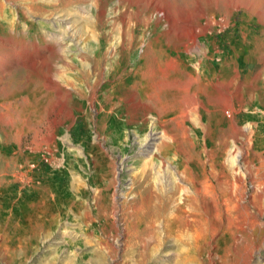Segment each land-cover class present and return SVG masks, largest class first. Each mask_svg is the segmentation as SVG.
Returning a JSON list of instances; mask_svg holds the SVG:
<instances>
[{
  "label": "rangeland",
  "instance_id": "1",
  "mask_svg": "<svg viewBox=\"0 0 264 264\" xmlns=\"http://www.w3.org/2000/svg\"><path fill=\"white\" fill-rule=\"evenodd\" d=\"M0 7V45L19 50L24 44L28 60L36 44L40 48L35 55L40 67L16 71L27 59L11 60L0 75H6L10 83L1 84L0 90L4 85L13 100L22 95L20 89L31 101L42 93L44 122L50 74L55 70L65 74L64 78L71 77L74 59L104 57L99 93L107 90L116 99L133 90L139 93L143 78L136 71L126 73L146 64L138 60L148 47L134 46L125 53L104 46L108 41H122L125 31L134 30L128 39L135 45L143 35L146 42L172 43L195 38V27V39L211 45L212 57L203 60L202 69L203 74L212 73L216 88L231 78V89H252L264 70V0H1ZM97 41L102 46L99 51L93 47ZM107 63L118 65L112 77L107 75ZM91 69L94 84L98 76L94 66ZM62 85L73 94L66 83ZM66 98L69 110L81 116L77 122L63 118L52 153L46 130L35 145L34 134L21 139L18 129L23 123L17 115L13 127L0 125V264H264V97L259 102H252L246 94L242 101L236 95L232 98L231 108L239 112L235 121L248 123L254 130L240 138V149L233 151L238 162L228 171L214 168L209 157L217 156L215 143L222 135L237 132L232 126L223 128L216 113L205 114V128L198 133L204 162L191 164L189 172L203 193L192 210L195 230L186 233L184 242L178 233L168 236L165 219L154 213L156 204L150 192L130 190L140 165L153 156L149 146L138 149L134 133L138 122H127L132 111L124 109L121 121L125 124L114 128L97 110ZM219 106L209 108L222 109ZM32 111L30 103L25 115ZM166 127L184 138L178 125ZM114 130L128 135L131 145L124 158L116 146L118 135L111 136ZM184 153L187 159L196 155L187 146ZM206 171L215 195L207 192ZM183 186L193 194L192 186ZM172 210L176 226H184L187 216Z\"/></svg>",
  "mask_w": 264,
  "mask_h": 264
},
{
  "label": "bare ground",
  "instance_id": "2",
  "mask_svg": "<svg viewBox=\"0 0 264 264\" xmlns=\"http://www.w3.org/2000/svg\"><path fill=\"white\" fill-rule=\"evenodd\" d=\"M235 7H237V5ZM0 9L2 10V7H0ZM194 28L195 27H193L192 34L195 33V38L197 39L198 35H196ZM133 35L134 30L129 33L125 31L122 41H108L104 46L108 50L113 49L116 51H121V49H123V52L125 53L129 52L134 46L138 47V49L148 47V52L140 54L138 60L141 61L144 59L146 60V64L138 70H131L126 73V75H130L136 71L137 76L143 78L142 87L138 90V94H136L135 90H133L130 91L129 94L126 93L127 97L116 99L112 94H107V90L99 93L98 90L103 84V79L101 80L99 76L101 75L100 72L104 69L101 68V66L105 59L104 57L95 58L84 56L82 58L72 60L71 67L73 68V74H71V77L69 78H64L65 74L62 75L61 71V73H59L57 71L55 72V70H52L47 86L48 116L45 119L46 123L44 122L43 116H40L42 111V93L35 95L34 100L31 101V97L27 99L23 95V93H26V91L20 89L18 92H20L22 95L16 96V98L13 100V98L10 97V93H5L6 87L3 85V88L0 90V125L3 126V129L13 127L16 124L17 115V117H19L23 123L22 127L18 129L21 139H27L31 134H34L35 137L33 144L35 145L38 144L41 134L44 132V130H46L47 139L50 142L52 153L54 152L53 147L56 145L55 140L57 139L59 128L63 124V118L68 116L72 118L74 122H77L79 116H81L79 111H73L71 109L69 110L70 107L65 101V95L75 102H80L82 108L97 110L102 115V118H104L105 122L109 125H113L114 128L116 127L115 124H125L124 121H121L123 118L122 113L124 109L127 108L128 110L132 111L130 114V120L127 122H138V127L134 130L138 149L139 151H142V149L149 146L153 156L148 161L140 165L141 172L139 175L135 176L132 183V188L130 190L133 192L134 188H142V190L150 192V196L154 198V202L156 204L154 213L157 216L165 219L164 226L168 236L175 232L180 234V239L183 240L191 231L195 230L196 219L194 218L192 210L194 211V206H196L199 201L198 198L203 193L194 178L195 176L189 174V172L192 171V169H190L191 164H200L201 162H204L200 158L203 154V147L201 145L202 143L200 144L198 141V133L205 128V114L212 115L216 113L217 119L221 123V126L223 125V128L232 126L234 131L237 132L234 136L222 135L219 141L215 143L218 148L217 156L209 157L213 161L214 168L220 167L221 169L228 171L229 169L234 168L238 162L237 156H234L235 154L233 151L235 149H240V138L243 137L244 133L250 134V132L254 130V126L249 125L248 123L239 124L235 121L237 113L239 112L231 108L230 103L234 95H236L237 101H242L244 99V94H246L248 99L250 98L252 102H259L264 97V81L261 80L264 79V70L260 75H258V77L255 78L252 89H231L230 85H232V83L229 81L231 78L226 80V84H220L222 88H216L217 86H214L212 73L209 71L208 74H203L202 69V65L204 63L203 60L205 58L208 60L211 56L212 51L210 44L203 43L201 41L199 42L194 37L190 41L180 40L172 43H163L159 41L146 42L145 36L143 35L142 38H139L136 41L135 45L133 40L130 41L128 39V37L132 39ZM23 46L18 50V48L14 49L11 48V46L8 47L0 45V75L6 72V68L9 67V62L11 60H14L15 58L18 59L20 57L27 59L26 49ZM93 47L96 51H99L102 48V46L99 44V41L95 42ZM39 49V45L36 44L33 53L30 55L31 58H29V60H25L22 62V64H19L20 67H18L16 71H20L25 68L37 70L40 66L38 65L39 61L35 55ZM66 49H68V47ZM120 53L121 52H118V54ZM158 60H164V62H159ZM93 62L95 65H93ZM105 65L104 67L106 68L107 75L112 77L117 72L118 65L116 63H107ZM92 66H94V73L96 76L99 75L97 78H95L97 80L94 84L91 83V77L94 75L91 69ZM5 76H0V85L5 82H9V79H7ZM261 81L263 83L261 88L258 89V84ZM62 82L63 84L66 83L67 86L72 89V95H69L65 85H62ZM68 98H66V100ZM30 103L34 107V111H32L29 115H25ZM219 105L222 106V109L220 110L215 108L217 110L212 111L209 108L213 106L218 107ZM89 115V112L86 113L87 117H89ZM169 123L178 125V127L184 131L183 139L174 136L170 132V129L166 127V125ZM44 124L47 125V127L45 126L46 128H44ZM159 131H161V133H158ZM159 134H161V137H158ZM111 136H117L116 146H118L121 158L126 157L131 145L127 133L124 131L114 130V132L111 133ZM154 136L157 137L151 139ZM185 146L190 147L193 151H195L196 155L190 157V159L185 158ZM166 163L170 166H167ZM227 164H229V166H227ZM205 174V185L207 192L215 195L216 190L213 186L214 183L212 182V179L207 171ZM184 184L192 186V195L189 194V191L187 192L186 188L183 186ZM220 190L221 192L223 191V182L220 184ZM172 209H176L177 212H184V214L187 216L188 220L186 219L184 226H176V223L178 224V222L173 221L172 217L170 216L174 213ZM168 216L171 218H168ZM39 224L41 223L39 222Z\"/></svg>",
  "mask_w": 264,
  "mask_h": 264
}]
</instances>
